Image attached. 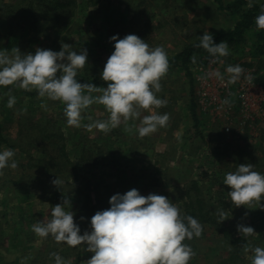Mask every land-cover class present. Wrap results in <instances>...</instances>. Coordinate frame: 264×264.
Segmentation results:
<instances>
[{
  "label": "rangeland",
  "instance_id": "obj_1",
  "mask_svg": "<svg viewBox=\"0 0 264 264\" xmlns=\"http://www.w3.org/2000/svg\"><path fill=\"white\" fill-rule=\"evenodd\" d=\"M79 3L82 4L81 10H77L73 23L59 24L50 31L49 38L44 35H24L29 41L25 49L32 54H35L36 48L59 52L62 43L70 44L72 51L86 49L87 64L78 70L77 75L80 83L92 81L97 75L102 79L101 73L114 51V42H110L112 36L122 39L134 34L145 40L151 48L162 46L167 56L172 57L187 44L195 42L204 32H220L231 26V17L218 8L219 4L215 0H102L99 4L91 0H79ZM9 26L10 20L0 12V31L6 32L4 36ZM16 34L8 40L0 39V49L10 51L17 47L19 36ZM218 58L220 61L215 64L211 57L193 65L190 68L192 76L188 75L186 69L168 70L161 80L162 92L157 94L167 100V106L156 111L160 114L168 113L170 119L167 126L145 137H140L136 131L139 120H130L127 125L121 123L107 134L96 129L87 131L84 125L90 122L88 116L93 120L108 118L107 111L101 105L94 104L85 110L81 127L77 128L67 124L65 106L59 101L40 98L38 95H22L25 90L16 86L0 87L4 90L3 94L0 93V129L4 130L7 137L15 140L17 149H14L13 159L18 163L16 169L5 168L4 174L0 176V188L3 186L0 189V264H55V259L50 258L53 252L69 264H82L91 258L92 253L86 251L87 246L84 244L71 247L64 242H56L51 235L47 238L38 237L31 230L37 221L51 218L52 207L61 203L63 196H71L74 221L83 235L85 231H91L92 216L110 207L111 196L124 194L133 188L144 196L150 193L166 196L179 208L184 203L187 188L196 180L206 188L207 198L218 190L225 193L223 199L231 203L228 196L231 189L223 184V180L228 172L235 171V160L241 148L251 153L256 162L250 164L254 165L255 171L263 174L264 146L263 150H259L257 145L262 137L261 131H264V120L252 111L249 114L243 112L236 95L243 81L264 80V57L236 53L232 61L227 60V57ZM230 65H240L245 69L241 78L232 84L227 82L226 68ZM217 71L224 77L223 80L214 75ZM249 76L251 79L245 78ZM198 78H208L210 91L218 92L222 97L225 95L224 90L230 89L232 114L214 112V106L208 110L209 107L201 105ZM9 92L16 98L12 108L7 106ZM48 119L50 123H47ZM34 123L68 138L75 135L87 143L88 147H93L92 144L98 146L88 150L91 155L90 151L95 152V156H105L112 150L115 156L108 155L109 160L116 159L119 164L117 167L103 165L91 169L82 163L78 168L81 170L80 177L75 182L72 166L62 162L64 158L60 153V139H44L40 129L33 126ZM126 127H131L132 131H126ZM228 127L231 128L230 132L226 131ZM246 135L255 150L252 151L242 141L241 137ZM72 144L69 141L67 154L74 162L79 152ZM5 149L12 148L2 145L0 152ZM30 155H44L46 159L58 161L59 166L52 170L57 172L54 178L64 182L62 187L66 190L62 195L60 192V197L53 199L50 190L42 192L31 188L25 192H7L17 186L15 183L24 173H36L33 168L21 167L27 163ZM218 175L222 177L213 185L212 181L218 179ZM53 180L46 181L44 186L47 189L54 188L51 183ZM34 183L39 182L35 180ZM81 194L84 201H80ZM261 204L264 205V200ZM231 206L226 210L230 222L251 226L257 235L248 238L260 240L258 246L264 247V216L256 213L260 209L259 205H246L250 209ZM184 208H179L181 213ZM81 217H84L83 221ZM222 240L214 229H207L205 235L199 237L196 251L199 262L194 264H220L228 250L223 249L225 244ZM251 256L247 254L243 264H251Z\"/></svg>",
  "mask_w": 264,
  "mask_h": 264
},
{
  "label": "clouds",
  "instance_id": "obj_2",
  "mask_svg": "<svg viewBox=\"0 0 264 264\" xmlns=\"http://www.w3.org/2000/svg\"><path fill=\"white\" fill-rule=\"evenodd\" d=\"M255 25L257 29L264 30V7L255 17ZM198 39L200 42L196 47L206 50L210 56L229 55L227 41L215 44L208 31ZM110 42H114V51L101 73L106 87L78 82V70L87 64L88 53L86 49L72 51L71 45L66 43L61 44L59 52L36 48L32 54L21 53L17 47L10 51L0 49V87L35 90L40 98L59 101L65 106L67 124L77 128L81 127L85 110L94 104L103 106L108 118L93 120L88 116L90 122L84 127L89 132L96 129L107 134L121 123L127 125L130 120H139L136 131L140 137L155 133L158 128L167 126L170 119L168 113L156 111L167 106V100L157 95L162 92L161 80L169 70L167 53L162 46L151 48L134 34L122 39L112 36ZM190 59L196 63L195 55ZM226 72L227 82L232 84L241 78L245 69L240 65H230ZM214 75L224 79L218 71ZM245 78L251 79L250 76ZM8 96L7 106L12 108L16 98L10 92ZM222 103L227 104L228 101ZM144 112L148 114L144 115ZM125 130L131 132L132 128L126 127ZM14 156L12 149L0 152V176L5 168L18 167ZM51 183L60 188L64 182L56 178ZM223 184L231 189L228 196L235 207L256 203L264 210L261 204L264 200V174L255 171L254 165L236 166L235 171L225 175ZM109 205L108 209L97 211L92 216L91 231L81 235V229L74 221L75 213L71 210V196H63L61 203L52 207L51 218L37 221L31 230L38 237L51 235L56 242H64L71 247L86 245V251L92 256L82 264H188L195 256L193 249L183 242L199 238L203 226L196 218L182 215L166 196L155 193L144 196L133 188L124 194L111 196ZM215 215L219 224L227 220L228 212L217 209ZM237 231L244 237L257 235L251 226L244 224H238ZM242 247L244 253H252L251 264H264V247L254 246L251 241ZM50 258L55 259V264H69L55 252L50 254Z\"/></svg>",
  "mask_w": 264,
  "mask_h": 264
},
{
  "label": "trees",
  "instance_id": "obj_3",
  "mask_svg": "<svg viewBox=\"0 0 264 264\" xmlns=\"http://www.w3.org/2000/svg\"><path fill=\"white\" fill-rule=\"evenodd\" d=\"M91 1L95 4H99L102 0H95V2L93 0ZM215 2L219 4L218 8L221 11H224L231 17V26L227 27V29L220 32H210V34L213 36L215 44H219L222 41H227L229 45V55L226 56L227 60L229 59V61H232L233 56L236 53L264 57V30L257 29L255 25V17L260 14L261 8L264 7V0H215ZM81 5L82 4L79 3V0H0V12L4 17H8L10 20V26L8 27L7 35L4 36L6 32L3 33L0 31V37H3L0 39L8 40L10 39L11 35H14L15 32H17L16 35L19 36V39L16 45L20 49L21 53H32L25 49V46L29 43V41H27V38L24 34H28L27 36L32 35L33 37H37V35H44L46 38H49L50 31L58 27L59 24L62 23V25H67L70 24V22L73 23V19L77 10H81ZM199 42V39H197L195 42L187 44L181 52L172 57H168L169 70L186 69L189 71L188 75L192 76L190 68L193 65H197V63L206 61L212 57L209 55V53H207L206 50L196 47ZM193 55L196 56V63L191 62L190 58ZM89 82L98 87L107 86L98 75L94 76L92 81ZM258 82H264L263 78L258 79ZM83 83H88V81ZM3 91V89H0L1 94L4 93ZM11 91L14 90L12 89ZM12 94L16 95V93ZM21 94L33 97L38 95L35 90L33 92L25 90L22 91ZM193 112L196 116L195 106L193 107ZM47 123H50L49 119L47 120ZM33 126L40 129V134L44 139H60V153L64 158V161L62 162L72 166L73 172L75 173V182H77L78 178L80 177L81 170L78 168L82 163L87 164V166L91 167V169L97 166L102 167L103 165H116L115 167H117L119 164L118 160L116 162V159H114V161L109 160L108 155L115 156L112 150L105 156H95V152L93 153L90 151V153H92L91 155L89 154L88 150L99 148L98 146L92 144L93 147H88L87 143L78 139L75 135L73 138L71 135L69 138L64 134L58 135L52 131V129L50 130L48 128L42 127L41 124L34 123ZM113 137L114 136H112V138ZM241 139L251 148L252 151L255 150V147L249 143L247 135L241 137ZM12 140L13 139H10L5 135L3 129H0V147L2 145H6L13 150L17 149L15 140ZM69 141L73 142L72 147L79 152L77 153V161L74 162H72L67 154ZM263 146L264 133L262 134L257 148L259 150H263ZM87 156H89V158H87ZM59 159L61 160L62 158ZM53 161V158L46 159L44 155H30L27 159V163L22 164L21 167L22 169H25L26 167L33 168L36 173H24L23 177L17 183H15L17 186L13 189H8L7 192L19 193L25 192L31 188L42 192H47L50 190V194L54 195L53 199L60 197L59 194L61 192L62 195L64 190H66L65 187L60 185V188L55 186L54 188L47 189L44 186L46 181L55 179L54 176L57 172H53V170H56V167L59 166V163L58 161ZM235 161L237 166L240 164L256 162V160L251 156V153H249L246 148H241V151L238 153V158H236ZM104 162L106 163L104 164ZM37 169L41 170L37 171ZM42 169L44 171H42ZM262 172L264 174V170H262ZM221 177V175H218V179L212 181V184L220 181ZM35 180H38L39 183H34ZM2 187L0 188L1 190ZM205 191L206 188H203L199 184V181H193L191 186L187 188L184 194V203L182 202L181 206L179 207L180 209H183L185 206V210H183L182 215L196 218L203 226V235H205L207 229H214V232L219 236V238L223 239L222 242L225 244L223 249L225 250L228 248V250L226 256L223 258L220 264H243L246 261V255L252 253H244L242 246L248 241H251L254 246H258L260 240L241 236L237 231L238 223L230 222L228 219L229 216L227 220L217 224L218 216L215 215L216 210H227L229 205L231 206L232 203H230V201L226 202V200L223 199L222 195L225 194L223 192H219L217 190L216 193H213L210 198H207ZM80 201H84V196L82 194L80 195ZM83 210L84 209H82V211ZM256 213L262 214L264 216V210L258 209ZM200 238H202V235ZM183 243L189 245L195 252V256L188 262V264H194L196 261L198 263L199 254L196 253V251H198L197 245L199 244V238L194 237L192 240L186 239Z\"/></svg>",
  "mask_w": 264,
  "mask_h": 264
},
{
  "label": "built area",
  "instance_id": "obj_4",
  "mask_svg": "<svg viewBox=\"0 0 264 264\" xmlns=\"http://www.w3.org/2000/svg\"><path fill=\"white\" fill-rule=\"evenodd\" d=\"M213 60L216 61L215 63H218L220 61L218 57H213L212 61ZM198 81L200 85L198 92L200 96V103L202 106H206L207 108L209 107L208 110H212V106H214V112L224 111L232 114L233 109L232 107H230L232 93L230 89L224 90L225 95L224 97H222V95H219L218 92L210 91L207 82L208 78H198ZM240 85L241 90L236 96L242 105L243 112L249 114L252 111L256 116H259L264 120V84L245 80ZM225 100L228 101L227 104L222 103ZM230 130L231 128H226L227 132H230Z\"/></svg>",
  "mask_w": 264,
  "mask_h": 264
},
{
  "label": "crops",
  "instance_id": "obj_5",
  "mask_svg": "<svg viewBox=\"0 0 264 264\" xmlns=\"http://www.w3.org/2000/svg\"><path fill=\"white\" fill-rule=\"evenodd\" d=\"M263 132H264V131H261V134H263ZM258 139H260V137H259Z\"/></svg>",
  "mask_w": 264,
  "mask_h": 264
}]
</instances>
